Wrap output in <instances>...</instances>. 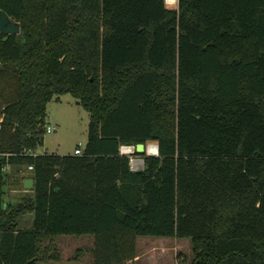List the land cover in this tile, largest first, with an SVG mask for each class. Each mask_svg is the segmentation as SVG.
<instances>
[{"label": "trees", "instance_id": "obj_1", "mask_svg": "<svg viewBox=\"0 0 264 264\" xmlns=\"http://www.w3.org/2000/svg\"><path fill=\"white\" fill-rule=\"evenodd\" d=\"M0 9L21 24L0 32V264L59 260L54 239L85 234L89 264H134L145 235L190 237L193 264H264V0ZM64 94L90 113L83 152L36 153ZM150 142L132 169L121 146Z\"/></svg>", "mask_w": 264, "mask_h": 264}, {"label": "rangeland", "instance_id": "obj_2", "mask_svg": "<svg viewBox=\"0 0 264 264\" xmlns=\"http://www.w3.org/2000/svg\"><path fill=\"white\" fill-rule=\"evenodd\" d=\"M168 6L177 7L178 0H166ZM47 125L52 131H46L44 141L37 153L44 151L60 154H73L79 145L85 146L88 137L90 113L78 103L71 94L61 95L60 100H52L47 107ZM156 144L154 142L148 143ZM147 145V147H148ZM146 154L151 153L146 148ZM141 159L142 156L134 155ZM138 164V163H136ZM135 170L142 169L144 162L139 163ZM7 172L13 173L9 167ZM31 172L27 169L19 171L15 177H24ZM14 175V174H12ZM13 180V179H12ZM10 194L7 199L14 205L29 194V190L20 184H10ZM13 188V189H12ZM8 191V192H9ZM21 228H32L33 213L22 215L19 220ZM59 260L39 261L38 264H89L93 260L91 249L94 248L95 238L91 235H62L54 239ZM47 243V242H45ZM136 258L134 264H193V244L190 237L176 238L173 236H139L136 240Z\"/></svg>", "mask_w": 264, "mask_h": 264}, {"label": "water", "instance_id": "obj_3", "mask_svg": "<svg viewBox=\"0 0 264 264\" xmlns=\"http://www.w3.org/2000/svg\"><path fill=\"white\" fill-rule=\"evenodd\" d=\"M0 32L10 33V34H18L21 32V24L19 21L14 20L10 15L0 9ZM157 147V151L155 152L158 155L159 152V145L155 144ZM146 145L144 143H138L136 145V152L142 153L146 151ZM141 160L144 162V158L142 157ZM34 187V178L27 177L24 179V188L27 190L33 189Z\"/></svg>", "mask_w": 264, "mask_h": 264}, {"label": "built area", "instance_id": "obj_4", "mask_svg": "<svg viewBox=\"0 0 264 264\" xmlns=\"http://www.w3.org/2000/svg\"><path fill=\"white\" fill-rule=\"evenodd\" d=\"M46 130L52 131L53 129L50 125H46ZM150 145H152V144H150ZM150 145H148V147H146V148H148V150H149ZM135 149H136L135 145H122L121 146V154H127V155L131 156V167H132V169H135L134 166L138 167L140 165L139 163L138 164L134 163L136 160H140L141 162H143L139 158H133L134 157L133 154L135 153ZM82 152H83V148L81 147V145H79L75 148V151H74L75 154H82ZM153 154H155V153H153ZM29 169H33V166L30 165Z\"/></svg>", "mask_w": 264, "mask_h": 264}, {"label": "bare ground", "instance_id": "obj_5", "mask_svg": "<svg viewBox=\"0 0 264 264\" xmlns=\"http://www.w3.org/2000/svg\"><path fill=\"white\" fill-rule=\"evenodd\" d=\"M149 151L151 152V153H155L156 151H157V147H156V145L155 144H152V145H150V147H149ZM134 163H142L140 160H136Z\"/></svg>", "mask_w": 264, "mask_h": 264}, {"label": "crops", "instance_id": "obj_6", "mask_svg": "<svg viewBox=\"0 0 264 264\" xmlns=\"http://www.w3.org/2000/svg\"><path fill=\"white\" fill-rule=\"evenodd\" d=\"M49 117V116H48ZM44 152H48V151H44ZM44 152H41V153H44ZM37 153V152H36ZM50 153H57V152H50Z\"/></svg>", "mask_w": 264, "mask_h": 264}]
</instances>
